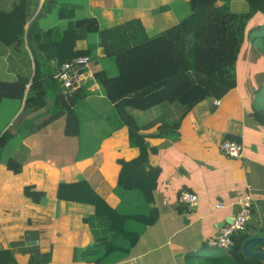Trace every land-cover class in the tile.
Instances as JSON below:
<instances>
[{
    "label": "trees",
    "instance_id": "16d2710c",
    "mask_svg": "<svg viewBox=\"0 0 264 264\" xmlns=\"http://www.w3.org/2000/svg\"><path fill=\"white\" fill-rule=\"evenodd\" d=\"M246 2L247 11L236 13L230 9V0H189L188 15L150 36L137 17L100 28L97 18L89 13L88 0H14L10 9L0 0V44L13 51L26 45L33 63L29 73L19 72L13 80L0 77V103L5 98L24 101L19 114L0 132V163L12 139H25L61 117L64 134L77 138L80 122L74 108L95 94L91 88L94 83L114 107L110 122L116 130L126 128L127 145L138 151L130 159H116L120 166L113 188L120 199L116 206L106 200L110 186L94 165L85 169L86 177L57 184V199L93 207V213L82 218L92 241L73 249L74 261L112 264L127 257L143 229L158 220L160 210L154 205V192L161 168L149 161L157 147L150 146L148 139L174 136L179 121L193 106L205 99H219L235 87L234 66L247 24L257 12L264 14V0ZM166 10L168 5L163 4L151 11L154 14ZM53 11L64 21L63 26L41 28L40 20ZM251 31L253 49L264 54V24ZM94 35L96 41L85 48L77 46L78 40ZM97 49L99 54L94 53ZM82 55L90 57L92 78L68 92L55 74L63 62ZM98 65L101 66L97 68ZM165 103L178 106L179 118L161 123L150 132L142 131L127 110L144 111ZM78 111L82 113L84 107L79 105ZM253 117L264 125V107L257 106ZM87 118L94 134L104 130L102 121L94 115L90 113ZM85 133L86 129L82 134ZM102 142L103 138L79 143L78 156H90ZM3 162L13 174L22 171L21 159L8 156ZM23 194L35 204L45 196L42 189L32 184L23 187ZM177 210L185 211L186 205ZM39 234V230H25L10 242L11 252L29 254L27 264H49L51 249L43 251L34 243L40 239ZM249 236L247 225L234 232L230 249L213 248L215 254L222 256L214 257L212 264H262L241 252L242 243ZM202 252L200 249L196 254Z\"/></svg>",
    "mask_w": 264,
    "mask_h": 264
},
{
    "label": "crops",
    "instance_id": "0c3cea01",
    "mask_svg": "<svg viewBox=\"0 0 264 264\" xmlns=\"http://www.w3.org/2000/svg\"><path fill=\"white\" fill-rule=\"evenodd\" d=\"M13 1L1 0L6 9L11 7ZM109 1L88 0L89 13L100 17L96 10L110 8L112 4H108ZM136 1L138 5L135 9L122 7V10L124 12L129 8L131 14L135 13L134 17L142 21L148 35L166 28V24L160 25L153 21V13L149 11L153 8L150 0H143L146 3L143 5L139 4V0ZM187 2L189 0L174 1L173 5H180L178 14L187 13ZM170 9L171 5H168L167 14L171 12ZM259 13L261 17L254 27L264 24V14L257 12L254 16ZM109 14H104L103 20L108 21V24L113 19ZM96 18L101 27L100 18ZM252 18L247 24L246 32ZM63 24L64 21L58 19L56 11L40 20L43 29ZM96 39L97 36L94 35L78 40L77 46L85 48ZM244 40L245 36L234 66L235 87L218 99L220 103L216 105L215 98L205 99L181 118L174 136L172 134L148 139L150 146L157 147V152L150 154L149 161L161 168L154 192V205L159 208L160 215L155 224L143 229L129 255L112 264H168L164 262L167 257L169 264H212L214 257H219L220 254H215L213 248L205 245V241L216 236L224 223L232 221L240 209L239 201L247 192L251 194L247 229L251 235H264V125L253 117L257 106L264 107V54L255 51L252 42L250 47L254 58L242 61L243 69L240 70L238 61ZM26 52V45L24 48L20 47L19 51H13L0 44L2 79H15L17 73L25 72L24 64L27 62L33 69L31 57ZM94 53L99 54L100 50L97 49ZM90 72L92 73V69ZM91 88L95 94L80 101L74 108L80 122V134L77 138L74 137L72 144L65 139L64 118L61 117L25 139H12L5 147L0 163V264L28 263L29 254L16 251L12 253L10 250V242L18 239L25 230L40 231V239L34 243L43 251L51 249L49 264H95L73 260V249L86 246L92 241L89 227L82 222V218L92 214L93 207L57 199V184L86 177L85 169L94 165L110 186L111 191L106 200L111 206H116L120 202L113 191L120 169L116 159H130L138 151L127 145L126 128L116 130L110 122L115 110L105 99L101 88L95 83ZM23 102L11 98L1 101L0 132L19 114ZM104 102L107 103L106 107H103ZM79 105L84 107L82 113L78 111ZM177 107L176 104L165 103L144 111L127 110L135 117L142 131L150 132L155 131L161 123L177 120ZM90 113L102 121L103 131L94 134L93 124L87 118ZM57 122H60L58 134L63 147L60 154L54 156L55 159L52 158L55 160L53 161L48 158V151L38 154L35 147L39 136L51 133ZM84 129L85 135L82 134ZM110 133L112 137L108 136ZM101 138L108 139V153H104L108 158L104 155V161L102 160L103 151L100 148L92 156H78L79 143ZM230 138L242 145L240 157H229L221 149L220 143ZM8 156L23 160L20 173L13 174L6 168L3 159ZM104 167L108 168V175L104 172ZM31 184L45 192L38 204L31 202L23 194V187ZM181 190L196 194L198 202L195 206H186L185 211L178 212L177 207L183 206L177 200ZM218 203L223 207H216ZM200 249L203 250L202 254H196ZM253 249L264 251V244H256Z\"/></svg>",
    "mask_w": 264,
    "mask_h": 264
},
{
    "label": "rangeland",
    "instance_id": "374dc122",
    "mask_svg": "<svg viewBox=\"0 0 264 264\" xmlns=\"http://www.w3.org/2000/svg\"><path fill=\"white\" fill-rule=\"evenodd\" d=\"M80 1L82 2L83 0H77V2H80ZM139 1H140L139 2L140 5L146 4V3H143V0H139ZM150 1H151V6L153 7L151 10H153L154 8H158L160 5H163L164 3L171 5V9L169 10L171 12L168 14L166 13V11L152 14V11L149 10V11H151L150 13L152 14L153 21H157V23H159L160 25L166 24L165 25L166 28L169 27L170 25H173L174 23L178 22L181 18L185 17L190 12L189 2H187V13L178 14L179 13L178 9H179L180 5H177V6L173 5L175 0H150ZM108 4H112L110 8H108V9L104 8V9L96 10L100 14V17H99V15L95 14L96 17L100 18L101 27H103V28L107 27L111 24L123 22V21H125L126 18H127L126 20L133 18L134 17L133 14H135V13L131 14V12H129L130 11L129 8L135 9V6L138 5L136 0L135 1H133V0H110L108 2ZM119 6H121V7H119ZM122 7H129V8H126V11L123 12ZM247 8H248V5H247L246 0H230V9L232 12L244 13L247 11ZM108 12L110 13L109 17L111 16L113 18L110 24L107 23L108 21H103L104 20V14H108ZM101 14H102V17H101ZM259 17H261L260 13L258 16H254L252 18L250 25L248 27L249 29L245 34L244 44L242 46V49H241V52L239 55L240 58L238 61V65H239L240 70L243 69V64H241L242 61H244L245 59L248 60L249 58H254L253 52L251 51L252 49L250 47L251 43L254 40V38H253L254 34L252 33L251 30L254 28L256 23L259 22V20H258ZM154 25H155V23H154ZM24 66H25V73H29L31 70L30 63L27 62L24 64ZM90 67H91V65H90ZM106 105H107V103L104 102L103 107H106ZM58 125H60V122H57V124H54L51 133L47 132L45 135L42 134L36 140L35 150L38 152V154H45V153H47L46 151H48V153H47L49 156L48 158H51V159L54 158V156H58L60 154V152H61L60 149L63 147V145H62V140L59 138L60 128H58ZM58 132H59V134H58ZM65 139L70 144H72L74 141L73 140L74 137H70V136L65 137ZM34 140L35 139H33V141ZM51 150L54 152H51ZM97 150H99V149H96L91 154V156ZM100 151H103L102 160L104 161V155L106 153H108V139L103 140L102 145H100ZM105 156L108 158V155H105ZM53 161H55V160H53ZM107 167H108V165H107ZM104 172L106 173V175H108V168L104 167ZM164 262L169 264L168 257L164 260Z\"/></svg>",
    "mask_w": 264,
    "mask_h": 264
},
{
    "label": "built area",
    "instance_id": "2783aa9c",
    "mask_svg": "<svg viewBox=\"0 0 264 264\" xmlns=\"http://www.w3.org/2000/svg\"><path fill=\"white\" fill-rule=\"evenodd\" d=\"M90 57L86 55L73 57L69 61L63 62L58 67L55 74V78L61 81L63 88L68 91H74L79 88L83 82L92 77L90 72ZM214 103L218 105L220 101L214 100ZM221 149L229 157H240L242 152V145L235 140L224 139L220 143ZM250 188V187H249ZM177 200L180 204L186 206H195L198 202L196 194L181 190L178 192ZM251 194L247 192L243 198L239 201L240 209L237 215L232 219L230 223L224 224L219 230L216 236L210 237L205 241L207 247L210 248H222L230 249L233 241L232 234L236 231L242 230L248 220V213L251 207ZM216 207H223L222 204H217Z\"/></svg>",
    "mask_w": 264,
    "mask_h": 264
},
{
    "label": "water",
    "instance_id": "95a60500",
    "mask_svg": "<svg viewBox=\"0 0 264 264\" xmlns=\"http://www.w3.org/2000/svg\"><path fill=\"white\" fill-rule=\"evenodd\" d=\"M256 244H264V235H251L247 237L242 243L241 252L245 257L259 259L264 264V251L254 250L253 247Z\"/></svg>",
    "mask_w": 264,
    "mask_h": 264
}]
</instances>
